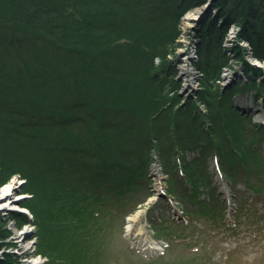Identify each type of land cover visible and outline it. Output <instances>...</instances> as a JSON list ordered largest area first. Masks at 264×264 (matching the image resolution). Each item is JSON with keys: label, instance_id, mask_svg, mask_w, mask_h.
Segmentation results:
<instances>
[{"label": "trees", "instance_id": "trees-1", "mask_svg": "<svg viewBox=\"0 0 264 264\" xmlns=\"http://www.w3.org/2000/svg\"><path fill=\"white\" fill-rule=\"evenodd\" d=\"M205 1L0 0V59L7 55L9 58V51L15 49L21 52L23 66L28 70L25 75L20 71L16 83L18 70L7 72L0 64V113H7L5 121L0 120V152H8L17 168H13V161L0 158V174L5 169L18 172L27 179L32 194L45 188L60 203L59 208L53 204L51 211L50 205L35 210L27 205L35 218L44 213L42 225L46 230L66 221L72 229L82 228L77 215L93 212L90 205L80 208L75 204L78 196L61 192L60 187L71 192L79 188L80 196L84 194L81 183H88V192L95 191L91 187L103 185V173L108 181L117 171L124 174L126 188L134 178H144L148 170L145 151L163 126L167 128L165 133L175 138L179 137L180 125L190 129L189 144L205 139L217 145L224 137L229 150H219L221 167L232 180L234 165L239 164L241 171L258 165L250 162L258 152L252 146L261 139L264 125L245 122L246 113L230 102L229 92L237 85L225 92L216 79L227 60L222 42L231 23L239 26L237 37L248 40L254 55L264 60V0H213L220 6L199 24L198 60L194 63L203 73L200 93L206 113L199 115L196 106L190 104L174 109L181 100L177 93L180 82L172 63L179 19ZM243 52L242 46L234 43L235 58L242 60ZM258 70L253 67L254 72ZM157 83L163 89L154 91L152 87ZM10 84L15 88L5 92L4 87ZM240 86L260 92L264 80H250ZM240 123L244 125L241 132ZM142 134L145 146H138ZM252 134L255 143L252 141L250 146L245 136ZM157 146L161 148V144ZM162 156L172 162L167 152ZM183 162L185 181L198 186L201 181H193L188 175L198 163L194 159ZM50 165L60 169L54 183L47 182L51 175L45 170ZM10 176L7 173L3 180ZM135 184L139 186V182ZM61 196L67 201L61 202ZM93 199V204L103 205L100 195L94 194ZM37 236L39 241L41 234ZM53 241L58 246L68 242L63 246L66 252L75 247L71 245L74 239L61 233ZM45 242L49 246L46 238L42 244Z\"/></svg>", "mask_w": 264, "mask_h": 264}, {"label": "rangeland", "instance_id": "rangeland-1", "mask_svg": "<svg viewBox=\"0 0 264 264\" xmlns=\"http://www.w3.org/2000/svg\"><path fill=\"white\" fill-rule=\"evenodd\" d=\"M219 6L213 0H206L184 12L179 19L176 57L172 63L176 70L175 78L180 82L177 93L181 100L174 109L190 104L196 106L199 115L206 113L200 93L203 73L194 64L198 56L188 58V55L193 47V36L200 30L199 24L213 16ZM238 29L237 23H231L225 31L222 45L226 48L227 60L221 66L216 83L225 92L228 87L237 85L236 90L229 92L230 102L246 113L245 122L264 125V87L262 91L256 92L250 86H240L250 80H264V60L254 55L251 43L242 37L236 43L244 49L243 59L232 55L234 37L230 33ZM9 53V58L8 55L3 56L0 64L8 69L7 72L17 69L19 77L16 76V83H19L20 71L25 75L28 70L23 66L24 59L20 51L11 49ZM154 62L157 64V59ZM253 67L259 69L257 73ZM5 78L10 79L7 75ZM11 85L4 87L5 92L15 88ZM157 88L163 89V85L157 83L152 87L154 91ZM165 90L169 95L172 94L168 88ZM6 114L0 113L2 122ZM163 120H166V116ZM243 126L242 123L238 125L240 132L244 131ZM159 130L162 131L158 135L159 139H152V144L145 151L147 175L142 179L134 178L129 188L125 186L127 182L123 180L124 174L118 171L109 181L103 173V185L91 187L95 191L88 192V183H81L84 194L80 196L79 188L71 192L58 185L61 192L78 196L75 204L80 208L85 209L87 205H90L89 209L93 208L91 214L86 212L77 215L82 228L72 229L66 221L60 222L50 231V228L46 230L42 225L46 217L44 213L40 214V218H35L27 205L30 204L34 210L50 205L51 211L53 204L59 208L60 203L51 198L45 188L42 192H34L36 195L32 194V188H28L27 179L22 174L10 172V169H5V172L2 170L0 191L4 189L3 185L13 181L16 189L10 193V198L16 200L17 204L8 210L0 206V264H264V132L257 143L253 141V134L245 136L248 143H255L249 144L258 150L250 162L258 165L241 171L239 164L235 163L232 173L235 180H232L222 170L223 163L220 160L222 155L219 150H229L224 137H220L217 145L208 144L205 139L197 144H189L188 134L191 130L183 125H180L177 138L172 133L167 135L165 126ZM137 144L145 146L143 134ZM137 144H133V147ZM158 144H161V148H158ZM166 152L171 163L163 159L162 154ZM0 155L1 159H8L10 163L15 160L9 159L10 154L5 150ZM133 158L136 159V156ZM193 159L198 163L197 168L194 170L192 167L188 175L193 177V181H201L198 186L189 184L182 174L183 161L190 162ZM11 164L17 169L15 161ZM174 164L175 167H171ZM45 171L52 177L48 178L49 183H54L60 177L59 167L50 165ZM7 173H11L10 178L3 180ZM115 182L121 185H115ZM135 182H139V186ZM94 194L101 196L103 205L93 204L96 203ZM62 201H67L64 196H61ZM135 214L138 215L132 220ZM24 215L28 216L27 220ZM68 218L72 219L70 216ZM131 223L133 229L128 231L126 227ZM59 232L73 238L71 245L75 247H70L66 252L63 246L68 242L59 246L55 244L58 240L53 239L55 235H60ZM38 234H41L39 241ZM18 235L22 236L20 241L16 238ZM45 238L49 246H46V242L42 244ZM95 238L98 240L95 241ZM151 238L160 242L162 248H150ZM92 241L96 242L94 246H91ZM24 249H28L29 253L24 254Z\"/></svg>", "mask_w": 264, "mask_h": 264}, {"label": "bare ground", "instance_id": "bare-ground-1", "mask_svg": "<svg viewBox=\"0 0 264 264\" xmlns=\"http://www.w3.org/2000/svg\"><path fill=\"white\" fill-rule=\"evenodd\" d=\"M230 35L232 37H234V43H236V41L240 39V37H237L236 31H234V32L232 31L230 33ZM198 41H199V37L197 35H194L193 36V42L194 43L192 44L193 47H192V50L190 51V54L191 55L189 54L188 55V58L190 56L191 57L193 56L194 58H195V56L196 57L198 56ZM233 46H234V44H232V49H233ZM155 172H157V171H155ZM157 184H159V182H157ZM3 186H4V189L0 191V206L2 207V209L8 210L11 207H13L12 206L13 204H17L16 200L10 198V193L16 189V184L13 181H9L8 183H6ZM5 198L8 199V200L3 201V199H5ZM137 215L138 214L133 215L131 219L132 220L136 219ZM230 216H233V214H231ZM126 228H127L128 231H131L133 229L132 223L131 224H128ZM16 238L19 239V241H20L21 238H22V236L18 235ZM149 242H150V248H152V249L159 250V249L162 248L160 242L156 241L153 238H151ZM24 252H25L24 254H28L29 253V250L28 249H24ZM31 264H36V263H31Z\"/></svg>", "mask_w": 264, "mask_h": 264}]
</instances>
